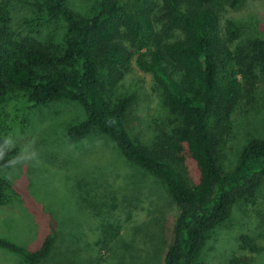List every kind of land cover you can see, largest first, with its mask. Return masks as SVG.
Masks as SVG:
<instances>
[{
  "label": "rangeland",
  "instance_id": "obj_1",
  "mask_svg": "<svg viewBox=\"0 0 264 264\" xmlns=\"http://www.w3.org/2000/svg\"><path fill=\"white\" fill-rule=\"evenodd\" d=\"M68 1L92 14L97 0ZM0 9L5 33L15 39L26 33L49 34L54 43L63 39L64 22H38L31 1L0 0ZM222 15L225 44L218 55L226 67H218V77L222 82L226 71L236 70L240 99L224 125L211 114L208 127L217 166L227 173L247 141L264 137V51L248 47L252 38H264V0L226 6ZM227 19L238 30L231 41H226ZM155 84L153 75L131 60L110 93L114 102L128 93L136 96L127 123L147 144L152 131L168 123ZM85 118L71 98L44 105L0 99V138L11 151L0 165V238L35 250L52 231L54 242L40 264H162L177 217L175 204L163 183L128 162L107 135L92 131L70 141L67 127ZM0 264L27 263L0 247ZM195 264H264V182L209 232Z\"/></svg>",
  "mask_w": 264,
  "mask_h": 264
},
{
  "label": "trees",
  "instance_id": "obj_2",
  "mask_svg": "<svg viewBox=\"0 0 264 264\" xmlns=\"http://www.w3.org/2000/svg\"><path fill=\"white\" fill-rule=\"evenodd\" d=\"M28 1L38 9V22H64L63 39L54 43L49 34L28 33L15 39L0 22V99L33 105L76 100L86 118L67 127V138L76 142L99 131L128 162L160 180L177 209L162 264H195L209 232L264 182V137L247 141L233 169L221 173L208 127L211 114L224 125L240 99L236 70L219 80L218 67L226 65L218 54L225 44L222 13L243 0H97L92 14L68 0ZM5 19L0 9V21ZM225 21L226 41H231L238 30L232 19ZM248 47L264 51V38H252ZM131 60L153 75L168 115L167 126L153 130L148 144L133 136L127 123L136 96L110 100ZM0 151L1 165L11 152L1 138ZM53 242L50 231L35 250L5 238L0 247L27 264H40Z\"/></svg>",
  "mask_w": 264,
  "mask_h": 264
},
{
  "label": "clouds",
  "instance_id": "obj_3",
  "mask_svg": "<svg viewBox=\"0 0 264 264\" xmlns=\"http://www.w3.org/2000/svg\"><path fill=\"white\" fill-rule=\"evenodd\" d=\"M6 143H7V141H6ZM2 155H3V152L2 151H0V157H2ZM35 155V153L33 154V156Z\"/></svg>",
  "mask_w": 264,
  "mask_h": 264
}]
</instances>
